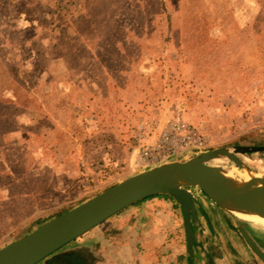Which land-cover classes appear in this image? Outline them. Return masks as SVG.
<instances>
[{
	"label": "rangeland",
	"instance_id": "374dc122",
	"mask_svg": "<svg viewBox=\"0 0 264 264\" xmlns=\"http://www.w3.org/2000/svg\"><path fill=\"white\" fill-rule=\"evenodd\" d=\"M259 147L264 0H0V249L152 168ZM226 161L238 184L264 178V153ZM152 199L179 229L159 264H182L179 206ZM215 210L196 208L191 264H264L240 233L264 251V226Z\"/></svg>",
	"mask_w": 264,
	"mask_h": 264
},
{
	"label": "water",
	"instance_id": "95a60500",
	"mask_svg": "<svg viewBox=\"0 0 264 264\" xmlns=\"http://www.w3.org/2000/svg\"><path fill=\"white\" fill-rule=\"evenodd\" d=\"M264 153V147L235 148L233 153L216 150L201 154L184 163H171L152 168L105 190L86 203L58 216L26 237L0 249V264H40L54 255H74L77 249L64 250L94 228L122 211L154 197H169L179 206L187 245L192 256L195 243L192 224L197 225L196 208L208 222L201 207V199L190 190H197L213 207L226 217L247 223H261L264 212V179L255 182V189L241 185L229 187L216 185L207 177L206 163L222 154L234 161V154L252 155ZM248 247L264 263V251L243 231H240Z\"/></svg>",
	"mask_w": 264,
	"mask_h": 264
},
{
	"label": "crops",
	"instance_id": "0c3cea01",
	"mask_svg": "<svg viewBox=\"0 0 264 264\" xmlns=\"http://www.w3.org/2000/svg\"><path fill=\"white\" fill-rule=\"evenodd\" d=\"M170 203L152 199L128 208L113 218L111 222L103 225L105 232L102 234V241L94 232L88 235L90 239L88 244L75 245L74 248L77 251L83 248L89 249L91 258L95 261L94 264L96 262L102 264H159L161 261L155 249L167 246L173 247L175 251L176 245L171 235H174L178 243L180 241L176 215L173 210L175 207L173 203ZM202 209L208 218L213 216L215 218L218 215L215 208L205 203H202ZM133 220L135 223L132 229L130 226ZM108 231L112 235H108ZM119 231L124 234V237H119ZM174 251H172L173 255ZM175 253L178 255V252ZM179 257H181L180 254L174 258L175 262L191 264V258L187 254L184 258ZM209 263L210 260H207L206 264Z\"/></svg>",
	"mask_w": 264,
	"mask_h": 264
},
{
	"label": "bare ground",
	"instance_id": "6f19581e",
	"mask_svg": "<svg viewBox=\"0 0 264 264\" xmlns=\"http://www.w3.org/2000/svg\"><path fill=\"white\" fill-rule=\"evenodd\" d=\"M226 160L227 157L222 154H216L209 159L208 164L206 165L207 171L205 172V174L207 175V177L212 179L214 184L216 185L225 184L231 188L235 187V185H241L242 188L255 189L257 188V186H255L254 183L264 179V178H257V176L249 174L244 178L242 183L238 184V182L234 179L236 176L235 169L232 166H229ZM262 219L263 220L260 223V225L264 226V212L262 213ZM235 220H239V219H235Z\"/></svg>",
	"mask_w": 264,
	"mask_h": 264
},
{
	"label": "flooded vegetation",
	"instance_id": "af4514ba",
	"mask_svg": "<svg viewBox=\"0 0 264 264\" xmlns=\"http://www.w3.org/2000/svg\"><path fill=\"white\" fill-rule=\"evenodd\" d=\"M90 250L83 248L77 251L74 255H65L50 259L45 264H94L95 261L91 258Z\"/></svg>",
	"mask_w": 264,
	"mask_h": 264
},
{
	"label": "trees",
	"instance_id": "16d2710c",
	"mask_svg": "<svg viewBox=\"0 0 264 264\" xmlns=\"http://www.w3.org/2000/svg\"><path fill=\"white\" fill-rule=\"evenodd\" d=\"M139 204H140V203H139ZM139 204H137V205H139ZM137 205H136V206H137Z\"/></svg>",
	"mask_w": 264,
	"mask_h": 264
}]
</instances>
